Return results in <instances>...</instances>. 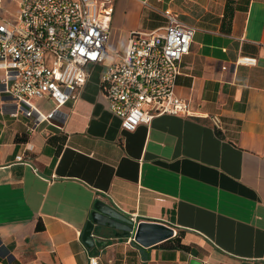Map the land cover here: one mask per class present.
I'll list each match as a JSON object with an SVG mask.
<instances>
[{
  "label": "crops",
  "instance_id": "0c3cea01",
  "mask_svg": "<svg viewBox=\"0 0 264 264\" xmlns=\"http://www.w3.org/2000/svg\"><path fill=\"white\" fill-rule=\"evenodd\" d=\"M1 7L11 21L20 10ZM168 8L196 28L176 81L190 116L123 128L100 90L107 65L50 122L0 98V264H264V0H114L107 47L118 58L134 31L165 27ZM35 104L56 108L50 96ZM97 201L173 226L168 240L181 231L189 249L98 225L89 247Z\"/></svg>",
  "mask_w": 264,
  "mask_h": 264
},
{
  "label": "built area",
  "instance_id": "2783aa9c",
  "mask_svg": "<svg viewBox=\"0 0 264 264\" xmlns=\"http://www.w3.org/2000/svg\"><path fill=\"white\" fill-rule=\"evenodd\" d=\"M1 1L0 98L12 99L14 115L33 118L36 126L64 116L61 107L79 98L92 68L108 57L114 0H16L20 10L13 21L5 18ZM164 15L162 29L134 31L124 53L100 77L110 111L127 130L163 115L192 114L189 101L176 93V81L196 28L170 8ZM237 63L255 65L257 58ZM45 96L56 102L48 114L34 103ZM90 264H98L97 258Z\"/></svg>",
  "mask_w": 264,
  "mask_h": 264
},
{
  "label": "water",
  "instance_id": "95a60500",
  "mask_svg": "<svg viewBox=\"0 0 264 264\" xmlns=\"http://www.w3.org/2000/svg\"><path fill=\"white\" fill-rule=\"evenodd\" d=\"M95 225L100 226V231L104 234L105 228L110 229L108 233L122 236H130L134 232L135 239L145 246L168 240L176 234L173 226L161 221H141L136 224L129 216L103 201H97L91 220L84 229L83 240L89 247L95 242L92 236ZM190 264L202 263L192 259Z\"/></svg>",
  "mask_w": 264,
  "mask_h": 264
},
{
  "label": "rangeland",
  "instance_id": "374dc122",
  "mask_svg": "<svg viewBox=\"0 0 264 264\" xmlns=\"http://www.w3.org/2000/svg\"><path fill=\"white\" fill-rule=\"evenodd\" d=\"M107 52H108V57H107L105 63L103 64V66L112 65L115 62V60L117 59V56L119 54V53H117V50H115L111 47H107ZM35 100H34V103H35ZM51 104H52L51 102L50 103L48 102V103H46V106H49Z\"/></svg>",
  "mask_w": 264,
  "mask_h": 264
},
{
  "label": "trees",
  "instance_id": "16d2710c",
  "mask_svg": "<svg viewBox=\"0 0 264 264\" xmlns=\"http://www.w3.org/2000/svg\"><path fill=\"white\" fill-rule=\"evenodd\" d=\"M181 237H182V232L179 231L177 236L174 239L168 240L167 242H169V244L172 247L189 249L188 245H185V244L182 243Z\"/></svg>",
  "mask_w": 264,
  "mask_h": 264
}]
</instances>
